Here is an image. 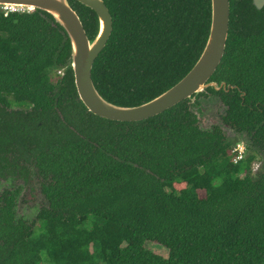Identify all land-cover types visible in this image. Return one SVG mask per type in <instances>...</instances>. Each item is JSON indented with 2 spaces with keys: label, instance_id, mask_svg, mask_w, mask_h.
<instances>
[{
  "label": "trees",
  "instance_id": "obj_1",
  "mask_svg": "<svg viewBox=\"0 0 264 264\" xmlns=\"http://www.w3.org/2000/svg\"><path fill=\"white\" fill-rule=\"evenodd\" d=\"M69 2L94 39L97 14ZM104 2L113 31L92 78L107 101L144 104L198 61L211 0ZM210 81L227 88L142 121L98 117L79 99L53 16L0 8V176L34 172L46 200L29 222L16 215L20 187L0 194V264H264V8L253 0H230ZM210 98L226 108L223 125L249 139L237 163L221 125L200 127L194 108Z\"/></svg>",
  "mask_w": 264,
  "mask_h": 264
},
{
  "label": "water",
  "instance_id": "obj_2",
  "mask_svg": "<svg viewBox=\"0 0 264 264\" xmlns=\"http://www.w3.org/2000/svg\"><path fill=\"white\" fill-rule=\"evenodd\" d=\"M77 1L97 14L98 32L92 40L69 0H0V7L39 9L53 16L71 43V67L79 99L94 115L110 121H142L157 116L186 99L192 98L194 101V95L209 87L216 90L227 88L226 83L220 85L210 79L225 55L230 28V0H211L212 20L209 36L202 54L187 75L164 93L134 107L115 105L103 98L96 89L92 70L111 37L113 19L104 0ZM253 4L258 10L264 8V0H253Z\"/></svg>",
  "mask_w": 264,
  "mask_h": 264
},
{
  "label": "rangeland",
  "instance_id": "obj_3",
  "mask_svg": "<svg viewBox=\"0 0 264 264\" xmlns=\"http://www.w3.org/2000/svg\"><path fill=\"white\" fill-rule=\"evenodd\" d=\"M3 10L2 6L0 7ZM27 11L31 9L25 8ZM59 76L64 75V70L57 72ZM225 107L220 103L217 98L203 99L194 111L198 114L202 129H209L212 125H221L226 136L234 143L249 144V139L244 134L235 133L229 128L225 127L221 122V116L225 113ZM235 144V145H236ZM247 153V150H246ZM262 162L256 161L253 164V171L257 173L261 168ZM33 170V169H30ZM15 187L21 188V195L17 202L16 215L31 222L36 219L40 207L46 205V200L40 189V181L34 177V172L27 171L20 175L18 173L7 175L6 178L0 176V194L5 189H13ZM146 248L151 250L157 255L168 258V249L156 242H147ZM46 264V263H42Z\"/></svg>",
  "mask_w": 264,
  "mask_h": 264
},
{
  "label": "built area",
  "instance_id": "obj_4",
  "mask_svg": "<svg viewBox=\"0 0 264 264\" xmlns=\"http://www.w3.org/2000/svg\"><path fill=\"white\" fill-rule=\"evenodd\" d=\"M3 11L6 13L9 12H24L27 11L25 8L22 7H12V6H4L2 7ZM29 9V8H27ZM233 154L234 158L233 161L234 163H237L238 161L242 160L246 156V146H244V143H237L234 148H233Z\"/></svg>",
  "mask_w": 264,
  "mask_h": 264
},
{
  "label": "clouds",
  "instance_id": "obj_5",
  "mask_svg": "<svg viewBox=\"0 0 264 264\" xmlns=\"http://www.w3.org/2000/svg\"><path fill=\"white\" fill-rule=\"evenodd\" d=\"M30 9V8H29ZM32 10V9H31Z\"/></svg>",
  "mask_w": 264,
  "mask_h": 264
}]
</instances>
